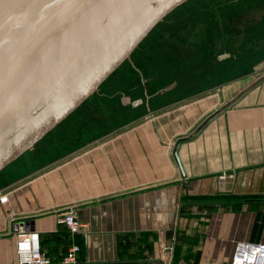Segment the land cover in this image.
<instances>
[{
	"label": "crops",
	"instance_id": "0c3cea01",
	"mask_svg": "<svg viewBox=\"0 0 264 264\" xmlns=\"http://www.w3.org/2000/svg\"><path fill=\"white\" fill-rule=\"evenodd\" d=\"M181 40L174 64L134 68L125 93L92 97L0 173V264L17 263L20 230L51 264L73 244L77 264H163L167 247L176 263L228 264L238 241L264 243V50L242 47L251 64L219 42L200 61L199 34ZM68 208L88 226L73 238Z\"/></svg>",
	"mask_w": 264,
	"mask_h": 264
},
{
	"label": "water",
	"instance_id": "95a60500",
	"mask_svg": "<svg viewBox=\"0 0 264 264\" xmlns=\"http://www.w3.org/2000/svg\"><path fill=\"white\" fill-rule=\"evenodd\" d=\"M189 1L0 0V173L98 94Z\"/></svg>",
	"mask_w": 264,
	"mask_h": 264
},
{
	"label": "rangeland",
	"instance_id": "374dc122",
	"mask_svg": "<svg viewBox=\"0 0 264 264\" xmlns=\"http://www.w3.org/2000/svg\"><path fill=\"white\" fill-rule=\"evenodd\" d=\"M197 6L196 8L200 9L203 13L201 15L204 18H197V21H201L206 25V30L210 31L209 34H211V37H217V32L219 31H225V34L223 35V39H220L219 41L226 47L229 48L233 51L232 57L234 59L239 58V54L236 53V50L238 49V43L243 42L244 39L240 38L242 35H244L246 32L245 30L248 31L249 29H253L254 21L256 23L259 22V17L264 15V0H225L224 2L219 3L218 0H199L197 1ZM219 4V5H218ZM218 15H214V12L217 11ZM231 14H235L236 17L230 18ZM239 17V18H237ZM255 17L256 20L254 19ZM173 23V19L169 20L164 24L166 27H170L171 24ZM231 26H233L234 29H232ZM238 28V29H236ZM263 28V31H258V38L259 40L264 39V18L260 24V29ZM200 30L202 28L200 27ZM226 30H229L230 34L226 32ZM200 38L202 33H198ZM228 35L230 38H228ZM153 41H158L159 39L161 41H164L163 37L159 38H153ZM230 39V42H228ZM171 41V40H170ZM155 45H158V42L154 43ZM143 45H141L139 50L135 52L132 56V60L130 62H126L110 79H108L105 83L100 88V91L98 95H103V94H110V93H125L126 90V85L127 81L125 80L128 79H139L140 75L143 73V70L146 71V65L151 64L152 62L157 63L158 59L160 56L157 54L159 52H154L153 50L149 47H147V51H150L149 53L152 52L153 57L151 55H148L149 60L145 59H140V54H145L147 55V52L143 50ZM199 45V43H198ZM193 46L195 44L193 43ZM143 51V52H142ZM148 61V62H147ZM147 62V63H145ZM134 68H138L140 70L139 72H135ZM148 71V70H147ZM96 94V96H98ZM95 98V97H94ZM81 111V110H80ZM80 111L75 112L72 115L77 114L76 119H78V113ZM72 115L68 120L72 119ZM63 126V123L57 127L52 133H50L44 140H42L39 144L48 142L49 140H53L52 138L57 137V131L59 128ZM38 144V145H39ZM37 145V146H38ZM30 152V151H29ZM27 152L26 154H28ZM25 154V155H26ZM24 155V156H25ZM22 158V157H21Z\"/></svg>",
	"mask_w": 264,
	"mask_h": 264
},
{
	"label": "trees",
	"instance_id": "16d2710c",
	"mask_svg": "<svg viewBox=\"0 0 264 264\" xmlns=\"http://www.w3.org/2000/svg\"><path fill=\"white\" fill-rule=\"evenodd\" d=\"M197 1H199V0H190L189 2H187L186 4H184L183 6L178 8L171 15H169L150 34V36L141 44V45H143L145 43V45L143 46V50L145 52H147V55L140 54L139 55L140 59L149 60V58H148L149 54L151 55V57H153L152 52L149 53L150 51L145 50V49H147V47H149V50L151 48L153 50V53L160 51V53L157 54L160 57L158 59H156V60H158V62L162 61L163 57L166 56L167 60H169L168 61V66L170 64H174L176 59L181 58L180 52L178 51L176 53V50H175L176 47L179 46V45H182V44H184V45L186 44L187 45L190 41L182 42L181 39H183V38L187 39L189 37V33H191V32L202 33L201 35L207 36V37H205L203 39L200 38L201 43H199V48H195L194 47V49L196 50V53H198V55H199V60L200 61H205L206 59H213L214 58V52L216 51V47H217L218 43L220 42L219 40L223 39V35L225 34V31L224 30L220 31V32L218 31L217 32V37H211V34H209L210 31L206 30V25L204 23H202L201 21H197L196 22L197 18H201L202 19V18H204L203 16L206 14L205 13L204 15H201L203 12L200 9L196 8V7H198L197 4H196ZM224 1L225 0H218L219 3L224 2ZM217 12H218V10L214 12V15H218ZM234 17H236L235 14H231L230 15V18H234ZM237 18H239V17H237ZM256 18H258V17H255L254 19L256 20ZM263 18H264V15L259 17L260 20H259L258 23H256V21H254L253 29H249L248 31H246V30L244 31L246 33L244 35H242V36L244 38V43L245 44L239 42L238 46L235 45V47H238V49L236 50V53L237 54L238 53H243V56H244V57H241V58H237L238 61H241V59L244 58V61L253 64V62L255 60V56L252 55L251 52H254V50L256 48H257V51L260 52V46L264 50V39L259 40V38H258V34H259L258 31H263V28L260 29V24H261ZM171 19H173V23L171 24V26L169 28L164 26V24L166 22H168L169 20H171ZM200 27L202 28V30H200ZM230 27L232 29H234L233 26L230 25ZM236 29H238V28H236ZM226 32L228 34H230L229 30H226ZM165 35H167L170 39H165ZM156 37L157 38L163 37V39H165V40L161 41L159 39L158 41H153L154 40L153 38H156ZM228 38H230L229 35H228ZM258 41L260 42V44L256 45V47H255V49L253 51L247 52V51H249V46H250L249 44H251L250 47H253V46H255V42H258ZM155 42H158L159 46L155 45L154 44ZM228 42H230V39H229ZM247 45H249V46L244 48V49L242 48V47H245ZM139 49L140 48H138L135 52H137ZM204 58H206V59H204ZM147 62H145V63H147ZM152 64L154 65L155 63L152 62ZM171 73H175L174 70L170 71V74ZM174 77L175 76L172 74V76L171 75L169 76V79H174ZM126 81L127 80H125V82ZM126 83L128 84V81ZM88 101H90V99ZM87 102H85L86 106L89 105ZM84 105L85 104H83V106H81L77 111L81 110L80 112H82L84 110ZM102 109H103V107H100V111ZM72 116H74V115H72ZM63 124H64V122H63Z\"/></svg>",
	"mask_w": 264,
	"mask_h": 264
},
{
	"label": "built area",
	"instance_id": "2783aa9c",
	"mask_svg": "<svg viewBox=\"0 0 264 264\" xmlns=\"http://www.w3.org/2000/svg\"><path fill=\"white\" fill-rule=\"evenodd\" d=\"M232 177L228 172L219 176L222 186ZM7 197L1 196L0 202H6ZM72 238L82 234L88 226L78 221L74 208H68L62 217ZM80 248L73 244L64 256L63 264H77ZM174 248L167 247L163 252V264H195L187 261L174 262ZM16 264H51L50 258L41 250L39 235L35 232L20 230L16 233ZM197 264H218L215 262H201ZM228 264H264V243L238 241Z\"/></svg>",
	"mask_w": 264,
	"mask_h": 264
}]
</instances>
